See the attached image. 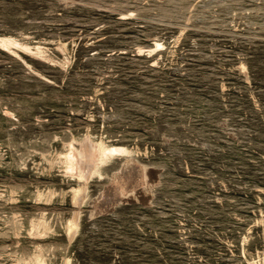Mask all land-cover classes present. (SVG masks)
Wrapping results in <instances>:
<instances>
[{
    "label": "rangeland",
    "instance_id": "1",
    "mask_svg": "<svg viewBox=\"0 0 264 264\" xmlns=\"http://www.w3.org/2000/svg\"><path fill=\"white\" fill-rule=\"evenodd\" d=\"M0 264H264V0H0Z\"/></svg>",
    "mask_w": 264,
    "mask_h": 264
},
{
    "label": "bare ground",
    "instance_id": "2",
    "mask_svg": "<svg viewBox=\"0 0 264 264\" xmlns=\"http://www.w3.org/2000/svg\"><path fill=\"white\" fill-rule=\"evenodd\" d=\"M83 146L84 147L81 151H76L75 149H73L67 156L68 161H69V166L72 170H77V169L79 170V168L81 169L82 167H86V166L95 168L99 161L104 160L112 152L124 151V149L122 147L106 148L101 143H92V144L90 143V144H86ZM80 172H81V170H80ZM123 173H125V172H123ZM123 173H122V175H123ZM142 177H143V175H142ZM127 178L125 176L120 177V180L118 181V185L116 184L117 187H120L119 190H122L123 186L128 183ZM126 187H128V186H126Z\"/></svg>",
    "mask_w": 264,
    "mask_h": 264
}]
</instances>
